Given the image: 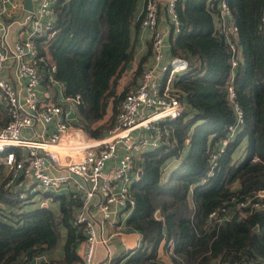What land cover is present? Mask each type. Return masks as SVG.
I'll list each match as a JSON object with an SVG mask.
<instances>
[{
    "label": "trees",
    "instance_id": "16d2710c",
    "mask_svg": "<svg viewBox=\"0 0 264 264\" xmlns=\"http://www.w3.org/2000/svg\"><path fill=\"white\" fill-rule=\"evenodd\" d=\"M236 27L233 50L217 32L220 0H175L180 30L170 35V52L189 61L174 87L184 111L167 120L171 140L140 155V175L132 185L136 205L127 226L143 237L122 264H165L162 241L173 242V264H264V210L238 209V203L264 190V36L260 29L264 0H226ZM139 0H56L55 34L37 39L43 67L61 83L64 96L80 94V125L91 137L114 125L129 87L119 78L133 59L131 28L140 27ZM152 53L139 60V75ZM51 71V70H50ZM233 86L234 99L229 97ZM236 101L244 121L221 152L208 176L213 151L236 120ZM109 108L112 110L108 118ZM5 123V122H4ZM3 124V123H2ZM247 139L243 158L234 159ZM257 159L253 160V155ZM172 160L178 162L167 171ZM0 177L4 166L0 164ZM0 182V264H76L85 235L74 224L78 203L54 195L60 206H28L18 190ZM32 202V201H30ZM28 206V207H27ZM220 206L233 216L216 226L209 213ZM242 212H245L243 214ZM62 243L63 255L51 253ZM119 262L118 260H115Z\"/></svg>",
    "mask_w": 264,
    "mask_h": 264
},
{
    "label": "built area",
    "instance_id": "2783aa9c",
    "mask_svg": "<svg viewBox=\"0 0 264 264\" xmlns=\"http://www.w3.org/2000/svg\"><path fill=\"white\" fill-rule=\"evenodd\" d=\"M162 1L167 2L173 29L180 30L175 0H143L139 22L151 34V62L122 99L112 128L99 137L89 136L80 125V94L63 96V105L44 93L46 81L50 90L61 85L52 74L54 66L48 72L43 67L44 57L37 43V39L56 32V0H39L32 10H26L19 23L28 27L27 32L14 42L7 40L6 32L0 35V102L8 115L7 122L0 126V164L5 173L0 182L17 189L24 201H33L35 194H41L44 200L40 203L45 205L54 195L62 194L78 203L74 224L80 226L85 240L82 258L76 264H97L100 245L106 248V264H122L115 261L110 240L128 228L127 219L136 205L132 185L140 175V155L171 140L172 131L164 122L178 117L185 108L173 80L189 68V61L177 55L164 62L165 31L159 26ZM6 2L10 0H0V11ZM219 9L217 32L230 44L236 67L239 48L232 40L236 27L230 23L226 0H220ZM260 29L264 36V13ZM10 60L16 83L5 75ZM234 95L233 86H229V97L234 99ZM233 107L236 120L212 152L208 176L215 174L221 152L243 124L240 105L233 101ZM241 208L264 210V190L240 201ZM233 212L220 206L209 213L208 220L216 226ZM140 241L143 243L142 235ZM40 259L45 256H38L36 262Z\"/></svg>",
    "mask_w": 264,
    "mask_h": 264
},
{
    "label": "crops",
    "instance_id": "0c3cea01",
    "mask_svg": "<svg viewBox=\"0 0 264 264\" xmlns=\"http://www.w3.org/2000/svg\"><path fill=\"white\" fill-rule=\"evenodd\" d=\"M38 2L39 0H33V7L36 6ZM142 6H143V0H139L137 14L135 15V19L137 20L141 13ZM26 10L27 9L25 8V0H10V2H6L3 5V10L0 11V35L5 34L6 32L7 40L11 43L14 42L18 37H22L23 33L27 32L28 27L21 26V24L19 23V20L24 15V12ZM230 23H233L232 19H230ZM5 26H7V28L4 29ZM159 26L161 27V29L165 31L164 62L168 63L171 57L173 56L170 52L169 37L171 34L175 35L177 31L173 29L172 17L168 13L166 1H162L160 5ZM151 45H152V41H151L150 31L147 29H143L141 27L137 28L136 26L133 25V27L131 28V48L133 50V59L128 63L127 68L125 69L122 76L119 78L118 81L119 91L124 90L126 87H129V90H131L137 84L140 74L136 75L135 71L139 66V60L143 55L148 53ZM151 58H152L151 55H149L144 64L145 66H147L151 62ZM5 75H7L16 83L12 60L9 61V66L5 70ZM175 79L176 77L174 78V80ZM48 84H49L48 81L44 83V89H45L44 93H46L49 96V98L54 102L56 103L61 102L63 105H65L63 103L64 102L63 87L62 86L59 87L57 85L55 89L50 90L48 88ZM111 111L112 110L109 108L108 114L105 116V118H108V116L111 114ZM7 120H8V115L6 113V110L4 109L3 104L0 102V126L5 124ZM247 142H248L247 139L244 138L243 141L238 145L233 155L234 159H241L244 157L246 152ZM56 208L53 207V209ZM64 239H65V233L63 232L61 244L51 253L50 255L51 257L55 259L62 257L63 255L62 243L64 242ZM140 239H141L140 233L127 227L122 230L121 234L113 236L110 240V247L113 251V256L115 260L124 263L126 258H128V256L132 253L133 250L143 245ZM162 243L163 241L160 243L158 248L159 258L165 264H173L172 259L170 257L168 259H165L164 257L166 252L165 250H167V246H169V244L171 243L173 245V242L171 241L167 243L165 241L164 246L161 245ZM82 250H83V244L81 245V256H82ZM105 253H106V248L104 247V245H100L97 251V264L107 263V261L105 260Z\"/></svg>",
    "mask_w": 264,
    "mask_h": 264
},
{
    "label": "rangeland",
    "instance_id": "374dc122",
    "mask_svg": "<svg viewBox=\"0 0 264 264\" xmlns=\"http://www.w3.org/2000/svg\"><path fill=\"white\" fill-rule=\"evenodd\" d=\"M121 84V83H120ZM58 86L59 87H61V85L60 84H58ZM178 161L177 160H172L171 161V163L169 164V167H168V169H167V171H169L176 163H177ZM44 200V198L42 197V195L41 194H35L34 196H33V201L32 202H29V203H27V205L28 206H36L37 205V203H39V202H41L42 203V201ZM45 205H49L50 207H57L55 210H57L58 209V207L60 206V203H59V201L58 200H56V201H54L53 200V197H52V199L51 200H49L48 202H45ZM27 206V207H28ZM101 217V215L100 214H98V218H100ZM164 244H165V241H163V243L161 244L162 246H164ZM166 252H165V259H168L169 257L171 258V253L173 252V245H172V243L171 244H169V246H167V250H165ZM46 254H42L41 255V257L42 256H45Z\"/></svg>",
    "mask_w": 264,
    "mask_h": 264
},
{
    "label": "water",
    "instance_id": "95a60500",
    "mask_svg": "<svg viewBox=\"0 0 264 264\" xmlns=\"http://www.w3.org/2000/svg\"><path fill=\"white\" fill-rule=\"evenodd\" d=\"M25 8L27 10H32L33 9V0H25ZM141 173V171H139V174ZM36 263V259L32 260L30 264H35Z\"/></svg>",
    "mask_w": 264,
    "mask_h": 264
}]
</instances>
